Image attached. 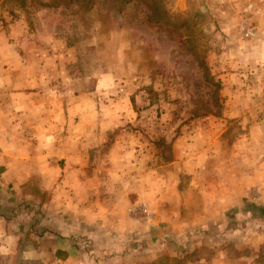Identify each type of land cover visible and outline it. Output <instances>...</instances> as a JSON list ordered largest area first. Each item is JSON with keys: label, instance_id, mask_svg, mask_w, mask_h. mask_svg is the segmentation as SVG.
<instances>
[{"label": "rangeland", "instance_id": "rangeland-1", "mask_svg": "<svg viewBox=\"0 0 264 264\" xmlns=\"http://www.w3.org/2000/svg\"><path fill=\"white\" fill-rule=\"evenodd\" d=\"M76 1L82 11L94 7L87 16L93 24L101 22L110 29L118 24L131 26L125 35L132 38L129 53L133 56H122L124 64L115 65L114 55L120 49L125 53L124 43L122 37L110 36L106 50L110 69L117 70H113L116 81L106 95L92 94L90 105L97 114L91 120L97 127L81 136L99 141L88 151L91 160L83 170L92 176L79 179L86 182L80 193L59 196L70 203L86 199L92 209H107L108 217L114 215L112 207L120 206L137 227L121 234L92 226L84 264H264V187L253 181L237 208H230L231 204L219 212L208 201L209 208L204 209L202 186L200 192L196 188L203 171L210 177L205 181L218 177L224 182L228 170L251 166L247 154L254 162L264 158V0H186L183 8L176 6L178 0ZM58 5L64 12L77 11L71 0H0V26L6 16L25 10L35 30L37 11L47 8L45 15L51 17ZM121 8L126 13L118 18ZM50 17L46 24L56 22ZM70 20L79 23L75 17ZM246 26L253 30L249 36L243 32ZM93 46L85 52L92 61L87 74L103 55V49ZM83 52L75 48L68 58L77 65L71 67L77 78L85 75L78 66ZM51 54L45 52L46 58ZM74 85L79 92L89 87L81 80ZM48 86L54 90L53 83ZM49 95L46 104L70 102L59 100L56 91ZM54 134L63 144L76 137L66 125L46 138ZM207 146L216 157L208 154L209 167L200 171L204 167L200 151ZM68 151L70 146L63 145L56 167L60 175L51 179L55 186L65 179V172L80 165L67 161ZM252 166L254 172L264 173V164ZM36 182L33 178L28 184L37 199L29 200L28 208L39 214L45 209V218L53 217L47 209L49 188L42 192ZM140 205L148 208L149 217L139 211ZM62 212L68 216L70 211ZM97 212L86 218L60 217L55 223H75L79 230L86 222H100ZM76 236L79 246L86 235ZM33 237L25 238L29 246L36 244ZM54 260L15 255L12 260L0 257V264H55Z\"/></svg>", "mask_w": 264, "mask_h": 264}, {"label": "crops", "instance_id": "crops-1", "mask_svg": "<svg viewBox=\"0 0 264 264\" xmlns=\"http://www.w3.org/2000/svg\"><path fill=\"white\" fill-rule=\"evenodd\" d=\"M185 3L186 0H178L176 6L183 8ZM70 6L77 11H61L60 5L55 6L57 11L52 13L51 17L45 15L47 8L37 11L38 20L34 19L35 30L30 26L25 10L19 11L20 14L15 17L13 14H10L9 18L6 16L4 24L0 26V257H7L10 260L18 255L25 260L43 262L49 257L55 259V264H84L85 246L87 247L85 243L90 242L93 236L91 234L95 230L93 227L99 228L100 231L106 228L113 233L121 234L132 232L137 227L136 222L128 219L120 206L112 207L110 212L114 215L108 217L107 209H92L86 199H76L74 203H70L59 196L65 194L75 196L74 193H80L86 182L81 183L79 179L92 176L91 172L83 170L86 161L91 160L88 151L97 146L99 141L91 137L84 140L81 136L83 132L97 127L91 120V115L97 114L96 108L90 105L92 94L106 95L109 87L116 81L117 72H113L115 68L110 69L109 54L106 50L111 41L110 36L122 37L124 43L122 46L125 53L122 54L121 49L116 51L114 57L118 62H115V65L124 64L122 56H132L129 53L132 51L130 48L132 38L125 35L126 28L131 26L118 24L110 29L101 22L93 24L87 17L92 14L93 6L82 11L76 0H71ZM121 9L120 12H116L118 18H122L126 13L123 8ZM46 17L54 18L56 22L53 20L46 24L49 20ZM73 17L77 18L79 23L70 20ZM259 31L262 32L257 27V32ZM94 44L96 49H103L101 52L103 55L97 58L95 70L87 74L85 72L90 69L92 61L89 58L90 53L85 52L92 50ZM78 47L84 51L78 66L83 67L85 75L77 78L71 72V67L76 64L68 58L72 57L70 51ZM45 52L52 54L46 58ZM80 80L89 83L90 91L79 92L75 89V82ZM48 83L55 85L54 90H50ZM67 83L71 85L68 87ZM92 84L94 92H91ZM63 88L66 92L62 91ZM55 91L59 94V100L65 98L63 101L70 99V102L65 103L66 105L46 104L51 98L49 92ZM65 125L69 131L76 132L75 138L72 137L66 144H63L55 134L46 138L47 134L64 129ZM63 145L70 146V151L65 154L67 161L78 162L80 165L65 172V179L55 186L51 179L55 181L56 175H60L56 167L63 154ZM208 154L216 157L215 154H211L209 146L202 149L200 162L204 167H201L200 171L209 167L205 164L209 161ZM247 155L246 162L251 166L242 171L228 170L224 182L218 177H213L212 182L205 181L210 177H206L207 172L203 171L200 185L196 188L200 192L202 186L204 209L209 208L206 206L207 201L217 212L231 204L230 208H237L245 188L253 181H258L260 188L264 187V173L254 172L252 166L254 163L260 167L264 164V158L256 159L254 162L250 159L251 154ZM33 178L37 180L36 184L40 185L42 192L49 188L50 201L48 204L40 203L43 206L47 204V209L52 211L53 217L45 218L44 207L40 214L37 212L39 210L35 213L33 208H28L29 200L37 201L34 193L28 190V184ZM74 182L76 184L72 185ZM66 185L68 189L65 190ZM194 186L190 188V192ZM40 203H37V209ZM62 210L70 211L68 216L63 214ZM94 210L98 211L95 218L100 216L98 219L100 222L92 223L87 220L89 221L85 224L87 226H81L79 230L76 229L75 223H65L61 225L62 227L55 223L59 222L60 217L75 219L83 215L86 218ZM44 228L49 230L45 231ZM78 233L86 235L80 238L79 246L76 240ZM29 235L34 236L36 240L34 246H29L25 240ZM112 239L116 242L123 240Z\"/></svg>", "mask_w": 264, "mask_h": 264}, {"label": "built area", "instance_id": "built-area-1", "mask_svg": "<svg viewBox=\"0 0 264 264\" xmlns=\"http://www.w3.org/2000/svg\"><path fill=\"white\" fill-rule=\"evenodd\" d=\"M243 32H244V34H245L246 36H249V35H251V34L253 33V30H252L251 28H249V27L246 26V27L243 29ZM138 209H140L139 211H141L142 213H145V216H146V217H149L150 213L148 212V208H146L144 205H140V206L138 207ZM133 211H136V210L133 209Z\"/></svg>", "mask_w": 264, "mask_h": 264}]
</instances>
